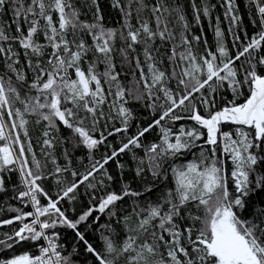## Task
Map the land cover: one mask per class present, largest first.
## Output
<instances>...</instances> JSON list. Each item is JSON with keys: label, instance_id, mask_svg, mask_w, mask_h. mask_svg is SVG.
I'll list each match as a JSON object with an SVG mask.
<instances>
[{"label": "snow or ice", "instance_id": "obj_1", "mask_svg": "<svg viewBox=\"0 0 264 264\" xmlns=\"http://www.w3.org/2000/svg\"><path fill=\"white\" fill-rule=\"evenodd\" d=\"M0 264H264V0H0Z\"/></svg>", "mask_w": 264, "mask_h": 264}, {"label": "trees", "instance_id": "obj_2", "mask_svg": "<svg viewBox=\"0 0 264 264\" xmlns=\"http://www.w3.org/2000/svg\"><path fill=\"white\" fill-rule=\"evenodd\" d=\"M206 31H207V29H206ZM207 35H208L209 39L211 40V32H208Z\"/></svg>", "mask_w": 264, "mask_h": 264}]
</instances>
